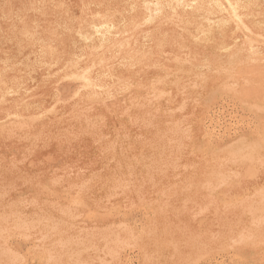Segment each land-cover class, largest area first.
I'll use <instances>...</instances> for the list:
<instances>
[{
	"label": "rangeland",
	"instance_id": "1",
	"mask_svg": "<svg viewBox=\"0 0 264 264\" xmlns=\"http://www.w3.org/2000/svg\"><path fill=\"white\" fill-rule=\"evenodd\" d=\"M150 1L0 0V82L7 90L13 87V93H5L0 102V264H264V206L261 205L264 204V0H259L253 18L260 28H254L251 21L246 30L225 15L227 27L214 43L206 45L183 33L169 9L149 24L144 19L131 22L128 4H134L142 14L146 6H151ZM41 3L47 7L43 14L34 11ZM105 7L120 12L124 21L115 22L117 33L109 35L103 48L97 41L84 45L77 28L82 25L89 32L91 22L98 19ZM65 17H71V28L62 33ZM199 20L202 22V18ZM22 29L32 38L51 42L50 49L56 58L50 60L52 64L43 59L46 52L36 41L20 34ZM179 38L181 41H177ZM134 55L136 61L130 65L128 61ZM67 65L78 69L71 67L63 71ZM84 70L98 86L87 88L78 79ZM73 73L77 77L70 79ZM107 73L109 77L104 76ZM191 84L195 89L188 88ZM46 218L49 222L43 220ZM200 242L202 245L197 247Z\"/></svg>",
	"mask_w": 264,
	"mask_h": 264
},
{
	"label": "bare ground",
	"instance_id": "2",
	"mask_svg": "<svg viewBox=\"0 0 264 264\" xmlns=\"http://www.w3.org/2000/svg\"><path fill=\"white\" fill-rule=\"evenodd\" d=\"M258 2H259V0H151L148 4H151V6L149 5V6H146V8H145V12H143L142 14L136 9V7H135V5L134 4H128V7H129V15H130V17H131V19H130V21L131 22H135L137 19H144V23H147V24H149V23H151L155 18H157V17H160V16H162V15H164L165 14V12L164 11H166V12H169L168 11V9L170 10V11H172V16L174 17V21H175V23H176V25H178V27H180L181 28V30L183 31V33H185V34H187V35H189V36H191V37H193L194 36V38H195V40L196 41H198V43H201V44H211V43H214L217 39V35H219L221 32H223L224 31V29L227 27V24H228V20L226 19V17H225V15L227 16V17H230L232 20H235L236 22H238V23H240L246 30H249V28L246 26L248 23H250L251 21H252V23H253V27L254 28H260V25H259V23L258 22H254L253 21V18H255V13H256V11L255 10H257V4H258ZM264 2V1H263ZM260 4V3H259ZM45 10H47V7H46V5L44 4V3H41L40 4V8L39 9H34V11L35 12H38L39 14H43L44 13V11ZM262 10H264V9H262ZM127 12V11H126ZM217 15L216 17H214V18H211V16H213V15ZM124 15V14H123ZM220 15V16H219ZM199 18H202V22H200V20H199ZM70 20H71V17H65V20H64V22H62V26H63V28H62V33H64V32H68L70 29L69 28H71V23H70ZM230 20V19H229ZM123 22L124 20H123V16H122V14L120 13V12H118V11H116V10H113V11H109L108 9H107V7H105L104 9H102L101 10V13H100V16L98 17V19L97 20H93L92 22H91V28H90V30H89V32H87V31H85L84 30V27L82 26V25H80L77 29H78V31H77V34H78V36H79V38L82 40V43L84 44V45H86L87 43H90V42H92V41H97L98 43H99V46H100V48L102 47L103 48V46H104V44H106L107 43V41H108V39H109V35L111 34V33H117V32H115V28H116V23L115 22ZM170 22V21H169ZM158 23V22H157ZM232 24H234V23H232ZM165 26V25H164ZM239 26V25H238ZM241 26V27H242ZM240 27V28H241ZM113 30H114V32H113ZM64 31V32H63ZM240 33V32H239ZM20 34L22 35V36H24L27 40H29V41H36V43H37V45L39 46V48L41 49V50H43V53L44 52H46V53H44V55H43V59L44 58H46V63H49V64H52L53 63V61H50V60H52V59H56V58H53V53H52V51H51V49H50V46H51V42H48V41H45V39H35V38H32V37H30V35L29 34H27V33H24V29H22L21 30V32H20ZM255 36V35H254ZM243 37V36H242ZM256 37V36H255ZM246 38V37H245ZM248 38V37H247ZM254 38V37H253ZM142 39V38H141ZM250 39V38H249ZM53 40V39H52ZM259 40V39H258ZM143 41V40H142ZM177 41H181V39L179 38V39H177ZM236 41V40H235ZM244 42V41H243ZM250 42V41H249ZM254 42V41H253ZM251 43V42H250ZM256 43V42H255ZM254 43V44H255ZM247 44V43H246ZM249 44V43H248ZM247 44V45H248ZM264 44V43H263ZM242 45V44H241ZM246 45V46H247ZM224 47L223 48H226L227 46H225V45H223ZM250 46V45H249ZM218 47H220V46H218ZM230 48V47H229ZM222 51V50H221ZM224 52H225V49H224ZM237 52V51H236ZM240 52V51H239ZM227 53V52H226ZM259 53V52H258ZM236 54V53H235ZM250 54V53H249ZM147 55V54H146ZM181 55V54H180ZM255 55V54H254ZM212 56V55H211ZM256 56V55H255ZM180 57V56H179ZM251 57V56H250ZM51 58V59H50ZM245 59L247 58V55H246V57H244ZM49 59V60H48ZM220 59V58H219ZM235 59V58H234ZM250 59V58H249ZM252 59H254V57L252 58ZM261 59V58H260ZM263 59H264V57H263ZM171 60H173V58L171 59ZM192 60V59H191ZM229 60H231V59H229L228 58V61ZM251 60V59H250ZM136 61V59H135V55L133 56V58L132 59H130L128 62H131L130 63V65H132V63H134ZM175 61H176V59H175ZM174 61V62H175ZM181 61H183V60H181ZM181 61H180V63H181ZM185 61V60H184ZM217 61V60H216ZM227 61V62H228ZM234 61V60H233ZM232 61V62H233ZM246 61V60H245ZM179 62V61H178ZM187 62V61H186ZM203 63V62H202ZM236 63V62H235ZM238 63V62H237ZM241 63V62H240ZM244 63V62H243ZM176 64V63H175ZM182 65V64H181ZM180 65V66H181ZM185 65V64H184ZM189 65V64H188ZM228 65H230V64H228ZM235 65V64H234ZM158 66V65H157ZM217 66V65H216ZM220 66V65H219ZM235 66H237V65H235ZM5 67V66H4ZM71 67H73L74 68V70H76V69H78V67L77 66H74V65H67V66H65V68L63 69V71H65V70H67V69H69V68H71ZM215 67V66H214ZM227 67V66H226ZM229 67V66H228ZM230 67H232V66H230ZM117 68V67H116ZM152 68V67H151ZM158 68V67H157ZM219 68V67H218ZM236 68V67H235ZM204 69V68H203ZM208 69V68H207ZM224 69V68H223ZM226 69V68H225ZM233 69V68H232ZM89 70V69H88ZM180 70V69H179ZM199 70H201V69H199ZM217 70V69H216ZM222 70V69H221ZM168 71V70H167ZM170 71V70H169ZM177 71V70H176ZM208 71V70H207ZM224 71V70H223ZM234 71V70H233ZM5 72V71H4ZM3 72V73H4ZM194 72V71H193ZM216 72V71H215ZM87 72H86V70H84V73L78 78L79 80H81V82H83V84L88 88V87H94V86H98L97 84H96V82L95 81H91L90 80V78L87 76V75H85ZM190 73V72H189ZM214 73V72H213ZM223 73V72H222ZM227 73V72H226ZM226 73H224V74H226ZM229 73V72H228ZM158 74V73H157ZM178 74V73H177ZM186 74V73H185ZM190 74H192V72L190 73ZM221 74V73H220ZM77 74L76 73H73L71 76H70V79H71V77L73 78V77H77L76 76ZM111 75V74H110ZM161 75V74H160ZM181 75V74H180ZM197 75V74H196ZM227 75V74H226ZM104 76L105 77H109V74L107 73V74H104ZM112 76V75H111ZM183 76H184V74H183ZM190 76V75H189ZM193 76V75H192ZM200 76V75H199ZM204 76V75H203ZM206 76V75H205ZM218 76V75H217ZM220 76V75H219ZM159 77V76H158ZM186 77V76H185ZM197 77V76H196ZM234 77V76H233ZM195 78V77H194ZM201 78V77H200ZM212 78V77H211ZM214 78V77H213ZM212 78V79H213ZM165 79V78H164ZM177 79V78H176ZM198 79V78H197ZM203 79V78H202ZM209 79H210V77H209ZM215 79V78H214ZM68 80V79H67ZM153 80V79H152ZM162 80V79H161ZM184 80V79H183ZM189 80V79H188ZM206 80V79H205ZM231 80V82H232V79H230ZM151 81V80H150ZM158 81H159V79H158ZM172 81H174V80H172ZM185 81V80H184ZM207 81V80H206ZM211 80H209V82H210ZM216 81V80H215ZM222 81V80H221ZM227 81V80H226ZM225 81V82H226ZM229 81V80H228ZM68 82H70V81H68ZM76 82V81H75ZM134 82V81H133ZM155 82V81H154ZM156 82H157V80H156ZM174 82H177V80L176 81H174ZM182 82V81H181ZM189 82H190V80H189ZM189 82H187V83H189ZM201 82V81H200ZM199 82V83H200ZM217 82V81H216ZM218 82H220V81H218ZM74 83V82H73ZM132 83V82H131ZM162 83V82H161ZM164 83H165V81H164ZM211 83V82H210ZM214 83V82H213ZM224 82H222V86L224 85L223 84ZM117 84V83H116ZM149 84H151V83H149ZM153 84V83H152ZM158 84V83H157ZM166 84V83H165ZM170 84H171V82H170ZM169 84V85H170ZM186 84V83H185ZM201 84V83H200ZM226 84V83H225ZM234 84H235V79H234ZM114 85V84H113ZM131 85V84H130ZM216 85V84H215ZM137 86V85H136ZM181 86V85H180ZM192 86V84L188 87L189 89H190V87ZM200 85H198V87H199ZM118 87V86H117ZM139 87V86H138ZM137 87V88H138ZM194 86H192V88H193ZM213 87V86H212ZM12 88L13 87H11V88H9L8 90L5 88V85L3 84V82H0V102H2L3 100H4V94L5 93H13L11 90H12ZM150 88H152V87H150ZM171 88V87H170ZM182 88V87H181ZM222 88V87H221ZM183 89V88H182ZM194 89H195V87H194ZM202 89V88H201ZM218 89V88H217ZM225 89V88H224ZM223 89V90H224ZM93 90H94V88H93ZM176 90V89H175ZM181 90V89H180ZM185 90V89H184ZM206 90H210L209 89V87H208V89H206ZM159 91V90H158ZM192 91V90H191ZM201 91V90H200ZM205 91V90H204ZM139 92V91H138ZM170 92V91H169ZM117 93H118V91H117ZM156 93V92H155ZM159 93V92H158ZM182 93V92H181ZM195 93V92H194ZM201 93V92H200ZM199 93V94H200ZM204 93V92H203ZM208 93V92H207ZM129 94V93H128ZM147 94V93H146ZM151 94V93H150ZM157 94V93H156ZM168 94V93H167ZM76 95V94H75ZM149 95V94H148ZM208 95H209V93H208ZM146 96V95H145ZM196 96V95H195ZM200 96V95H199ZM206 96H207V94H206ZM126 97V96H125ZM128 97H130V96H128ZM132 97V96H131ZM140 97V96H139ZM148 97V96H147ZM182 97V96H181ZM108 98V97H107ZM119 98V97H118ZM124 98V97H123ZM137 98V97H136ZM146 98V97H145ZM159 98V97H158ZM194 98V97H193ZM200 98V97H199ZM208 98V97H207ZM70 99V98H69ZM72 99H73V97H72ZM113 99V98H112ZM121 99V98H120ZM143 99V98H142ZM147 99V98H146ZM161 99V98H160ZM164 99V98H163ZM167 99V98H166ZM173 99V98H172ZM201 99V98H200ZM198 100L197 102H199V101H201V100ZM107 100V99H106ZM132 100H134L133 99V97H132ZM156 100V99H155ZM158 100V99H157ZM174 100V99H173ZM193 100V99H192ZM99 101H101V100H99ZM128 101V100H127ZM148 101V100H147ZM153 101V100H152ZM167 101V100H166ZM67 102V101H66ZM105 102V101H104ZM57 103V102H56ZM130 103V102H129ZM138 103V102H137ZM182 103V102H181ZM193 103H195V102H193ZM192 103V104H193ZM98 104V103H97ZM132 104H134V103H132ZM165 104H167V103H165ZM131 105V104H130ZM153 105H154V102H153ZM157 104H155V106H156ZM168 105V104H167ZM181 105V104H180ZM184 105V104H183ZM186 105V104H185ZM91 106H92V104H91ZM141 106V105H140ZM162 106V105H161ZM170 106V105H169ZM195 106V105H194ZM137 108H138V106H136ZM164 107H165V105H164ZM163 107V108H164ZM181 107V106H180ZM198 107V106H197ZM52 108H54V107H52ZM127 108V107H126ZM132 108V107H131ZM144 108V107H143ZM151 108V107H150ZM162 108V109H163ZM177 108H179L178 106H177ZM176 108V109H177ZM195 108V107H194ZM139 109V108H138ZM137 109V110H138ZM146 109V108H145ZM125 110H127V109H125ZM132 110H133V108H132ZM152 110H153V108H152ZM158 110V109H157ZM156 110V111H157ZM180 110H181V108H180ZM93 111V110H92ZM130 111V110H129ZM155 111V110H154ZM155 111V112H156ZM159 111V110H158ZM182 111V110H181ZM181 111H180V113H181ZM48 112H49V110H48ZM51 112V111H50ZM57 112V111H56ZM79 112V111H78ZM82 112V111H81ZM85 112V111H84ZM87 112V111H86ZM179 112V111H178ZM201 112V111H200ZM71 113V112H70ZM91 113V112H90ZM95 113V112H94ZM125 113V112H124ZM124 113H123V115H124ZM168 113H173V112H168ZM175 113V112H174ZM193 113V112H192ZM76 114V113H75ZM129 114V113H128ZM157 114V113H156ZM155 114V115H156ZM41 115V114H40ZM42 115H43V113H42ZM41 115V116H42ZM45 115V114H44ZM54 115V114H53ZM56 115V114H55ZM63 115V114H62ZM173 115V114H172ZM181 115V114H180ZM12 116H17V115H15V114H12ZM71 116H73V115H71ZM189 116V115H188ZM36 117V116H35ZM38 117V116H37ZM62 117V116H61ZM64 117H66V115L64 116ZM82 117V116H81ZM127 117H128V115H127ZM163 117V116H162ZM175 117V116H174ZM197 117V116H196ZM33 118V117H32ZM58 118H60V117H58ZM73 118V117H72ZM71 118V119H72ZM97 118V117H96ZM126 118V117H125ZM151 118H153L152 116H151ZM150 118V119H151ZM10 119V118H9ZM18 119V118H17ZM25 119V118H24ZM23 119V120H24ZM36 119V118H35ZM39 119V118H38ZM61 119V118H60ZM70 119V120H71ZM74 119V118H73ZM155 119V118H154ZM198 119V118H197ZM8 120V119H7ZM37 120V119H36ZM41 120V119H40ZM79 120V119H78ZM99 120V119H98ZM180 120H181V118H180ZM39 121V120H38ZM45 121V120H44ZM55 121V120H54ZM61 121V120H60ZM68 121V120H67ZM144 121V120H143ZM14 122V121H13ZM22 122V121H21ZM34 122V121H33ZM49 122V121H48ZM71 122V121H70ZM69 122V123H70ZM84 122H86V120L84 121ZM124 122V121H123ZM150 122V121H149ZM176 122V121H175ZM174 122V123H175ZM199 122V121H198ZM8 123V122H7ZM6 123V124H7ZM18 123H20V122H18ZM25 123V122H24ZM29 123V122H28ZM50 123V122H49ZM58 123V122H57ZM62 123V122H61ZM98 123V122H97ZM148 123V122H147ZM164 123V122H163ZM12 124V123H11ZM86 124H87V122H86ZM101 124V123H100ZM157 124V123H156ZM177 124V123H176ZM181 124V123H180ZM183 124V123H182ZM9 125V124H8ZM14 125H16V124H14ZM22 125V124H21ZM94 125V124H93ZM158 125V124H157ZM163 125V124H162ZM6 126V125H5ZM4 126V127H5ZM25 126V125H24ZM28 126V125H27ZM75 126V125H74ZM91 126H92V124H91ZM99 126V125H98ZM103 126V125H102ZM145 126L147 127V125L145 124ZM155 126V125H154ZM31 127V126H30ZM62 127V126H61ZM156 127V126H155ZM154 127V128H155ZM169 127H170V125H169ZM172 127V126H171ZM179 127V126H178ZM186 127H188V126H186ZM190 127V126H189ZM198 127V126H197ZM6 128V127H5ZM9 128V127H8ZM18 128V127H17ZM17 128H15V129H17ZM91 128V127H90ZM98 128V127H97ZM152 128V127H151ZM159 128V127H158ZM24 128H22V130H23ZM29 129V128H28ZM41 129V128H40ZM51 129V128H50ZM56 129V128H55ZM145 129V128H144ZM153 129V128H152ZM178 128H176V130H177ZM180 129V128H179ZM7 130V129H6ZM10 130V129H9ZM19 130V129H18ZM79 130V129H78ZM123 130V129H122ZM160 130H162V129H160ZM188 130V129H187ZM186 130V131H187ZM3 131V130H2ZM8 131V130H7ZM17 131V130H16ZM41 131V130H40ZM46 131V130H45ZM56 131V130H55ZM66 131V130H65ZM85 131V130H84ZM83 131V132H84ZM94 131V130H93ZM11 132V131H10ZM88 132V131H87ZM86 132V133H87ZM129 132V131H128ZM156 132H158V131H155V133ZM160 132V131H159ZM164 132V131H163ZM7 133V132H6ZM19 133V132H18ZM86 133H85V135H86ZM93 133V132H92ZM124 133V132H123ZM171 133H173V132H171ZM179 133V132H178ZM1 134V133H0ZM13 134V133H12ZM17 134V133H16ZM29 134V133H28ZM57 134V133H56ZM70 134V133H69ZM164 134V133H163ZM191 134V133H190ZM195 134V133H194ZM193 134V135H194ZM205 134V133H204ZM2 135V134H1ZM6 135V134H5ZM14 135V134H13ZM27 135V134H26ZM62 135V134H61ZM94 135V134H93ZM169 135V134H168ZM179 135V134H178ZM12 136V135H11ZM17 136H19V135H17ZM51 136V135H50ZM55 136V135H54ZM56 136H58V135H56ZM82 136V135H81ZM155 136V135H154ZM165 136V135H164ZM170 136V135H169ZM184 136V135H183ZM247 136V135H246ZM31 137V136H30ZM63 137V136H62ZM75 137V136H74ZM87 137V136H86ZM119 137V136H118ZM124 137H125V135H124ZM187 137V136H186ZM201 137V136H200ZM205 137V136H204ZM1 138V137H0ZM8 138V137H7ZM57 138H59V137H57ZM61 138V137H60ZM100 138H101V136H100ZM142 138V137H141ZM159 138V137H158ZM12 139H14V138H12ZM22 140H23V137L21 138ZM52 139V138H51ZM81 139V138H80ZM92 139V138H91ZM103 139H104V137H103ZM114 139V138H113ZM123 139V138H122ZM126 139V138H125ZM155 139V138H154ZM173 139V138H172ZM258 139V138H257ZM74 140H75V138H74ZM127 140V139H126ZM131 140H132V138H131ZM135 140V139H134ZM151 140V139H150ZM168 140H169V138H168ZM178 140V139H177ZM19 141V140H18ZM25 141V140H24ZM27 141V140H26ZM99 141H101V140H99ZM116 141V140H115ZM118 141V140H117ZM123 141H124V139H123ZM128 141V140H127ZM127 141H126V144H127ZM160 141V140H159ZM167 141V140H166ZM204 141H206V140H204ZM120 142V141H119ZM118 142V143H119ZM168 142H170V140L168 141ZM178 142V141H177ZM176 142V143H177ZM208 142V141H207ZM261 142V141H260ZM72 143V142H71ZM100 143V142H99ZM134 143V142H133ZM136 143V142H135ZM134 143V144H135ZM150 143V142H149ZM206 143V142H205ZM104 144H106V143H104ZM132 144V143H131ZM144 144H145V142H144ZM263 144V143H262ZM108 145V144H107ZM110 146H111V144H109ZM117 145V144H116ZM158 145V144H157ZM156 145V146H157ZM164 145V144H163ZM168 144H166V146H167ZM170 145H171V143H170ZM173 145V144H172ZM175 145V144H174ZM209 145V144H208ZM105 146V145H104ZM152 146V145H151ZM165 146V147H166ZM120 147V146H119ZM174 147H176V145L174 146ZM178 147V146H177ZM106 148V147H105ZM108 148H109V146H108ZM112 148V147H111ZM131 148V147H130ZM180 148H182V147H180ZM196 148V147H195ZM210 148V147H209ZM110 149V148H109ZM116 149V148H115ZM150 149V148H149ZM153 149V148H152ZM160 149V148H159ZM176 149V148H175ZM183 149V148H182ZM211 149V148H210ZM216 149V148H215ZM253 149V148H252ZM104 150V149H103ZM113 150V149H112ZM128 150V149H127ZM135 150V149H134ZM158 150V149H157ZM169 150V149H168ZM167 150V151H168ZM172 150V149H171ZM205 150V149H204ZM227 150V149H226ZM31 151V150H30ZM153 151V150H152ZM221 151H223V150H221ZM99 152H100V150H99ZM114 152V151H113ZM159 152V151H158ZM163 152V151H162ZM187 152V151H186ZM195 152V151H194ZM202 152V151H201ZM210 152V151H209ZM105 153H106V151H105ZM109 153V152H108ZM196 153V152H195ZM194 153V154H195ZM204 153V152H203ZM217 153V152H216ZM104 153H102V155H103ZM127 154V153H126ZM157 154V153H156ZM161 154V153H160ZM169 154V153H168ZM172 154V153H171ZM174 154V153H173ZM181 154V153H180ZM192 154V153H191ZM190 154V155H191ZM198 154V153H197ZM213 154V153H212ZM221 154V153H220ZM228 154V153H227ZM234 154V153H233ZM237 154V153H236ZM244 154V153H243ZM247 154V153H246ZM21 155V154H20ZM119 155V154H118ZM175 155V154H174ZM173 155V156H174ZM179 155V154H178ZM207 155V154H206ZM208 155H209V153H208ZM213 155H215V154H213ZM212 155V156H213ZM224 155H226L225 154V152H224ZM231 155V154H230ZM229 155V156H230ZM241 155V154H240ZM254 155V154H253ZM106 156V155H105ZM120 156V155H119ZM137 156H139V155H137ZM147 156V155H146ZM148 156H150V155H148ZM156 156V155H155ZM169 155H167V157H168ZM189 156V155H188ZM201 156V155H200ZM211 156V155H210ZM216 156H217V154H216ZM228 156V157H229ZM23 157V156H22ZM124 157V156H123ZM159 157V156H158ZM157 157V158H158ZM187 157V156H186ZM227 157V158H228ZM237 157H238V155H237ZM240 157V156H239ZM122 158V157H121ZM133 158V157H132ZM137 158V157H136ZM140 158H142V157H140ZM151 158V157H150ZM153 158V157H152ZM161 158V157H160ZM223 158H225V157H223ZM22 159V161H23V158H21ZM144 159V158H143ZM147 159L149 160V157H147ZM166 159H168V158H166ZM178 159V158H177ZM215 159V158H214ZM217 159V158H216ZM222 159V158H221ZM231 159V158H230ZM229 159V160H230ZM236 159V158H235ZM238 159V158H237ZM20 160V159H19ZM113 160H114V158H113ZM124 160V159H123ZM213 160V159H212ZM211 160V161H212ZM224 160V159H223ZM232 160H233V158H232ZM126 161H128V159L126 160ZM131 161H133V160H131ZM137 161V160H136ZM142 161V160H141ZM151 161V160H150ZM150 161H149V164H150ZM160 161V160H159ZM174 161H176V159L174 160ZM217 161V160H216ZM135 162V161H134ZM138 162H139V160H138ZM145 162H147V161H145ZM227 162H228V160H227ZM20 163H22V162H20ZM103 163V162H102ZM117 163H118V161H117ZM122 163V162H121ZM130 163H133V162H130ZM137 163V162H136ZM136 163H134V164H136ZM140 163V162H139ZM141 163H143V162H141ZM220 163V162H219ZM225 163V162H224ZM232 163V162H231ZM248 163V162H247ZM247 163H246V165H247ZM96 164V163H95ZM107 164V163H106ZM129 164V163H128ZM152 164V163H151ZM157 164V163H156ZM173 164V163H172ZM171 164V165H172ZM105 165V164H104ZM204 165V164H203ZM225 165V164H224ZM229 165H230V162H229ZM239 165V164H238ZM244 165V164H243ZM245 165V166H246ZM254 165V164H253ZM124 166V165H123ZM144 166V165H143ZM148 166V165H147ZM166 166H168V165H166ZM219 166V165H218ZM234 166H236V165H234ZM255 166V165H254ZM253 166V167H254ZM258 166V165H257ZM264 166V165H263ZM116 167V166H115ZM130 167V166H129ZM128 167V168H129ZM139 167H140V165H139ZM170 167V166H169ZM192 167H194V166H192ZM211 167V166H210ZM229 167V166H228ZM249 167V166H248ZM251 167V166H250ZM259 167V166H258ZM94 168V167H93ZM119 168V167H118ZM120 168H121V166H120ZM125 168V167H124ZM131 168V167H130ZM148 168V167H147ZM163 168V167H162ZM171 168V167H170ZM174 168V167H173ZM173 168H172V170H173ZM176 168V167H175ZM178 168V167H177ZM182 168V167H181ZM187 168V167H186ZM191 168V167H190ZM247 168V167H246ZM134 169V168H133ZM132 169V170H133ZM136 169V168H135ZM140 169H141V167H140ZM160 169V168H159ZM188 169H189V167H188ZM209 169V168H208ZM222 169H223V167H222ZM123 170V169H122ZM125 170H127V169H125ZM145 170H146V168H145ZM182 170V169H181ZM230 170V169H229ZM262 170V169H261ZM113 171V170H112ZM118 171H119V169H118ZM137 171V170H136ZM227 170L225 169V172H226ZM232 171V170H231ZM246 171V170H245ZM99 172V171H98ZM152 172V171H151ZM164 172V171H163ZM184 172V171H183ZM192 172V171H191ZM208 172H210V171H208ZM227 172H229V171H227ZM257 172V171H256ZM86 173V172H85ZM114 173V172H113ZM139 173V172H138ZM173 173V172H172ZM194 173V172H193ZM206 173V172H205ZM211 173V172H210ZM238 173V172H237ZM127 174V173H126ZM143 174V173H142ZM160 174V173H159ZM158 174V175H159ZM208 174V173H207ZM228 174V173H227ZM232 174V173H231ZM236 174V173H235ZM125 175V174H124ZM196 175V174H195ZM204 175V174H203ZM202 175V176H203ZM206 175V174H205ZM230 175V174H229ZM151 176V175H150ZM208 176V175H207ZM224 176V175H223ZM231 176V175H230ZM92 177V176H91ZM123 177V176H122ZM129 177H131L130 175H129ZM198 177H199V175H198ZM206 177V176H205ZM209 177V176H208ZM239 177V176H238ZM111 178V177H110ZM149 178V177H148ZM230 178V177H229ZM93 179V178H92ZM96 179V178H95ZM117 179V178H116ZM174 179V178H173ZM226 179V178H225ZM236 179H237V175H236ZM160 180V179H159ZM197 180V179H196ZM89 181V180H88ZM116 181V180H115ZM148 181V180H147ZM166 181V180H165ZM177 181V180H176ZM221 181V180H220ZM224 181V180H223ZM222 181V182H223ZM226 181H227V179H226ZM233 181H235L234 179H233ZM90 182V181H89ZM118 182V181H117ZM150 182V181H149ZM178 182V181H177ZM197 182V181H196ZM208 182V181H207ZM225 182V181H224ZM44 183V182H43ZM88 183V182H87ZM106 183V182H105ZM112 183V182H111ZM119 183V182H118ZM117 183V184H118ZM231 183H232V181H231ZM237 183V182H236ZM47 184V183H46ZM125 184V183H124ZM142 184V183H141ZM153 184V183H152ZM197 184V183H196ZM225 184V183H224ZM235 184V183H234ZM105 185V184H104ZM172 185V184H171ZM170 185V186H171ZM178 185V184H177ZM187 185V184H186ZM200 184H198L197 186H199ZM202 185V184H201ZM217 185V184H216ZM4 186V185H3ZM10 186V185H9ZM70 186V185H69ZM78 186H80V185H78ZM83 186H84V184H83ZM118 186V185H117ZM138 186H141V185H138ZM169 186V187H170ZM196 186V187H197ZM219 186V185H218ZM222 186V185H221ZM48 187V186H47ZM46 187V188H47ZM81 187H82V185H81ZM107 187V186H106ZM169 187L167 188V189H169ZM10 188V187H9ZM49 188V187H48ZM115 188V187H114ZM114 188L112 187V189L114 190ZM117 188V187H116ZM149 188H152V186L151 187H149ZM174 188V187H173ZM178 188V187H177ZM199 188V187H198ZM197 188V189H198ZM44 189V188H43ZM132 189V188H131ZM137 189V188H136ZM179 189H181V188H179ZM200 189V188H199ZM209 189V188H208ZM46 190V189H45ZM81 190V189H80ZM103 190V189H102ZM108 190V189H107ZM100 191V190H99ZM139 191V190H138ZM164 191V190H163ZM195 191V190H194ZM201 191V190H200ZM205 191V190H204ZM109 192V191H108ZM113 192V191H112ZM112 192H110L111 194H112ZM129 192V191H128ZM140 192V191H139ZM202 192V191H201ZM200 192V193H201ZM174 193V192H173ZM197 193H199V192H197ZM260 193V192H259ZM54 194V193H53ZM80 194V193H79ZM116 194V193H115ZM114 194V195H115ZM172 194V193H171ZM180 194V193H179ZM50 195H52V194H50ZM114 195H113V197H114ZM118 195V194H117ZM145 195V194H144ZM173 195V194H172ZM258 195V194H257ZM80 196V195H79ZM108 196H110L109 194H108ZM252 196H255V194L254 195H252ZM258 196H260V195H258ZM262 196V195H261ZM264 196V195H263ZM73 197H75V196H73ZM78 197V196H77ZM111 197V196H110ZM109 197V198H110ZM118 197V196H117ZM170 197V196H169ZM213 198V197H212ZM256 198V197H255ZM263 198V197H262ZM86 199V198H85ZM105 199H108V198H105ZM141 199V198H140ZM243 199V198H242ZM241 199V200H242ZM246 199V198H245ZM260 199V198H259ZM8 200V199H7ZM6 200V201H7ZM76 200V199H75ZM176 200V199H175ZM198 200H199V198H198ZM248 200H249V198H248ZM254 200V199H253ZM44 201V200H43ZM100 201V200H99ZM243 201V200H242ZM258 201V200H257ZM263 201V200H262ZM13 202V201H12ZM73 202V201H72ZM71 202V203H72ZM143 202H144V200H143ZM168 202V201H167ZM194 202V201H193ZM234 202H236V201H234ZM246 202V201H245ZM250 202V201H249ZM256 202V201H255ZM261 202V201H260ZM53 203V202H52ZM99 203V202H98ZM178 203V202H177ZM181 203H183V202H181ZM239 203H242L241 201H239ZM263 203V202H262ZM261 203V205H263L264 206V204H262ZM14 204V203H13ZM12 204V205H13ZM77 203H75V205H76ZM152 204H154V203H152ZM163 204V203H162ZM229 204V203H228ZM235 204V203H234ZM255 204H257V203H255ZM9 205V204H8ZM80 205V204H79ZM84 205V204H83ZM157 205V204H156ZM165 205V204H164ZM237 205V204H236ZM261 205H260V207H261ZM4 206H5V204H4ZM43 206V205H42ZM52 206V205H51ZM55 206V205H54ZM58 206V205H57ZM72 206V205H71ZM85 206V205H84ZM150 206V205H149ZM161 206V205H160ZM167 206V205H166ZM182 206V205H181ZM227 206V205H226ZM247 206V205H246ZM254 206V205H253ZM259 206V205H258ZM35 207V206H34ZM37 207V206H36ZM80 207V206H79ZM86 207V206H85ZM170 207V206H169ZM183 207H184V205H183ZM240 207V206H239ZM239 207H238V209H239ZM255 207H257V206H254V208ZM54 208V207H53ZM52 208V209H53ZM64 208V207H63ZM62 208V209H63ZM176 208V207H175ZM178 208V207H177ZM220 208V207H219ZM262 208V207H261ZM18 209V208H17ZM157 209V208H156ZM155 209V210H156ZM247 209H249V207L247 208ZM251 209H253V208H251ZM263 209H264V207H263ZM14 210V209H13ZM12 210V211H13ZM56 210V209H55ZM60 210V209H59ZM68 210V209H67ZM71 210V209H70ZM181 210H183V209H181ZM186 210V209H185ZM214 210H215V208H214ZM221 210H224V208L223 209H221ZM243 210V209H242ZM250 210V209H249ZM262 210V209H261ZM15 211V210H14ZM13 211V212H14ZM18 211V210H17ZM39 211V210H38ZM58 211V210H57ZM65 211V210H64ZM64 211L62 210V212L64 213ZM241 211V210H240ZM247 211V210H246ZM254 211V210H253ZM10 212V211H9ZM8 212V213H9ZM20 212V211H19ZM175 212V211H174ZM242 212V211H241ZM250 212V211H249ZM255 212V211H254ZM43 213H45V212H43ZM63 213H61V214H63ZM212 213H213V211H212ZM253 213V212H252ZM256 213V212H255ZM258 213V212H257ZM5 214V213H4ZM3 214V215H4ZM16 214H17V212H16ZM23 214V213H22ZM21 214V215H22ZM28 214V213H27ZM178 214V213H177ZM215 214V213H214ZM240 214V213H239ZM250 214V213H249ZM261 214V213H260ZM6 215V214H5ZM24 215V214H23ZM35 215V214H34ZM172 215H174L173 213H172ZM176 215V214H175ZM182 215V214H181ZM222 215V214H221ZM253 215V214H252ZM0 216H2V215H0ZM6 216H8V215H6ZM6 216L5 217H3L2 219L4 220V218L6 219ZM10 216V215H9ZM12 216V215H11ZM14 216V215H13ZM12 216V217H13ZM16 216H18V215H16ZM15 216V217H16ZM20 216V215H19ZM48 216V215H47ZM66 216H70L69 214L68 215H66ZM76 216V215H75ZM75 216L73 217V218H75ZM179 216V215H178ZM190 216V215H189ZM24 217V216H23ZM25 217H27V216H25ZM51 217V216H50ZM166 217V216H165ZM176 217V216H175ZM258 217V216H257ZM260 217V216H259ZM1 218V217H0ZM14 218V217H13ZM31 218H32V216H31ZM48 219H49V217H47ZM43 219V220H47V222H49V220L48 219ZM72 218V219H73ZM216 218V217H215ZM253 218V217H252ZM18 219V218H17ZM20 219V218H19ZM22 219V218H21ZM26 219V218H25ZM51 219V218H50ZM56 219V218H55ZM58 219H60V217L58 218ZM70 220H71V218H69ZM77 219V218H76ZM223 219V218H222ZM233 219V218H232ZM255 219H257V218H255ZM262 219V218H261ZM3 220H1V221H3ZM7 220V219H6ZM39 219H37L36 221H38ZM41 220V219H40ZM62 220V219H61ZM67 220H68V218H67ZM74 220V219H73ZM225 220V219H224ZM227 220V219H226ZM236 220V219H235ZM263 220V219H262ZM5 221V220H4ZM13 221V220H12ZM18 221V220H17ZM20 221V220H19ZM26 221V220H25ZM25 221H23V222H25ZM31 221V220H30ZM69 221V220H68ZM76 221V220H75ZM196 221H197V219H196ZM213 221H214V219H213ZM239 220H237V222H238ZM249 221V220H248ZM252 221H254V220H252ZM256 221V220H255ZM7 222V221H6ZM5 222V223H6ZM33 223L35 222V220L34 221H32ZM32 222H30V224L32 223ZM46 222V221H45ZM51 222H52V219H51ZM50 222V223H51ZM64 222V221H63ZM152 222V221H151ZM195 222V221H194ZM1 223V222H0ZM9 223H11V222H9ZM18 223V222H17ZM16 223V224H17ZM20 223V222H19ZM53 223V222H52ZM56 222H54V224H55ZM57 223H58V220H57ZM72 223V222H71ZM82 223V222H81ZM164 223V222H163ZM226 223V222H225ZM249 223V222H248ZM251 223V222H250ZM254 223V222H253ZM253 223H252V225H253ZM256 223V222H255ZM261 223V222H260ZM3 224V223H2ZM13 224H14V222H13ZM12 224V225H13ZM15 224V225H16ZM38 224V223H37ZM46 224V223H45ZM63 224H65V223H63ZM181 224H182V222H181ZM233 224V223H232ZM232 224L230 225L231 227H232ZM247 224V223H246ZM12 225H11V227H12ZM22 225H23V223H22ZM28 225H29V222H28ZM47 225V224H46ZM45 225V226H46ZM58 225V224H57ZM178 225V224H177ZM196 225V224H195ZM235 225H238V224H235ZM8 226V225H7ZM17 226H18V224H17ZM24 226H26V224H24ZM39 226H41V225H39ZM43 226V225H42ZM45 226L43 227V229L45 228ZM60 226V225H59ZM168 226V225H167ZM214 226H216V224L214 225ZM220 226H221V224H220ZM233 226H234V224H233ZM257 225H255V227H256ZM261 226V225H260ZM4 227H5V225H4ZM14 227H16V226H14ZM50 227H52V226H50ZM56 227V226H55ZM116 227V226H115ZM119 227V226H118ZM173 227H175V226H173ZM228 227V226H227ZM239 227H240V225H239ZM21 228V227H20ZM25 228V227H24ZM111 228V227H110ZM109 228V229H110ZM197 228V227H196ZM218 228V227H217ZM235 228V227H234ZM242 228V227H241ZM244 228V227H243ZM253 228V227H252ZM259 228V227H258ZM8 229H9V227H8ZM14 229H18V228H14ZM23 229V228H22ZM28 229V228H27ZM46 229V228H45ZM51 229H54V228H51ZM50 229V230H51ZM55 229H57V228H55ZM86 229V228H85ZM106 229V228H105ZM151 229V228H150ZM176 229V228H175ZM213 229V228H212ZM225 229V228H224ZM236 229V228H235ZM35 230V229H34ZM80 231H81V229H79ZM93 230H95V228H93ZM107 230V229H106ZM112 230H114V229H112ZM120 230V229H119ZM125 230H127V229H125ZM132 230V229H131ZM152 230V229H151ZM163 230H165V229H163ZM168 230V229H167ZM179 230V229H178ZM177 230V231H178ZM227 230L228 231H230V229H228L227 228ZM243 230V229H242ZM244 230H246V229H244ZM243 230V231H244ZM247 230H248V228H247ZM249 230H251V229H249ZM2 231V230H1ZM4 231H5V229H4ZM13 231V230H12ZM25 231V230H24ZM44 231V230H43ZM47 231V230H46ZM71 231V230H70ZM86 231V230H85ZM220 231V230H219ZM235 231V230H234ZM238 231V230H237ZM258 231V230H257ZM26 232V231H25ZM28 232V231H27ZM30 232V231H29ZM55 232V231H54ZM62 232H65V230L64 231H62ZM91 232V231H90ZM123 232V231H122ZM133 232V231H132ZM149 232V231H148ZM150 232H152V231H150ZM160 232V231H159ZM168 232H169V230H168ZM201 232V231H200ZM199 232V233H200ZM215 232V231H214ZM227 232V231H226ZM232 232H233V230H232ZM239 232V231H238ZM256 232V231H255ZM260 232V231H259ZM263 232V231H262ZM8 233V232H7ZM6 233V234H7ZM10 233V232H9ZM13 233H14V231H13ZM38 233H40V232H38ZM49 233V232H48ZM59 233V232H58ZM76 233V232H75ZM80 233V232H79ZM112 233H113V231H112ZM123 233H125V232H123ZM209 233V232H208ZM221 233V232H220ZM240 233V232H239ZM242 233V232H241ZM245 233V232H244ZM254 233V232H253ZM2 234H3V231H2ZM12 234V233H11ZM16 235H17V233H15ZM21 234H22V232H21ZM45 234H47L46 232H45ZM45 234H43V235H45ZM67 234V233H66ZM129 234H131V233H129ZM128 234V235H129ZM158 234H161V232L160 233H158ZM172 234V233H171ZM184 234V233H183ZM229 234V233H228ZM234 234H236V233H234ZM247 234V233H246ZM255 234V233H254ZM260 235H261V233H259ZM258 234V235H259ZM263 234V233H262ZM29 235V234H28ZM43 235H41V237L43 236ZM97 235V234H96ZM99 235H100V232H99ZM113 235H115V234H113ZM124 235V234H123ZM126 235V234H125ZM154 235V234H153ZM165 235V234H164ZM166 235H167V233H166ZM220 235V234H219ZM238 235V234H237ZM240 235V234H239ZM248 235V234H247ZM18 236V235H17ZM22 236H24V233H23V235ZM77 236V235H76ZM92 236V235H91ZM106 236V235H105ZM109 236V235H108ZM111 236V235H110ZM151 236V235H150ZM158 236V235H157ZM171 236V235H170ZM170 236H169V238H170ZM194 236V238H195V235H193ZM197 236V235H196ZM212 236V235H211ZM230 236H232V235H230ZM236 236V235H235ZM246 236V235H245ZM261 236H263V235H261ZM4 237V236H3ZM14 237H16V236H14ZM21 237V236H20ZM26 238H28L27 236H25ZM59 237V236H58ZM98 237V236H97ZM115 236H113V238H114ZM134 237V236H133ZM142 237V236H141ZM153 237V236H152ZM185 237V236H184ZM252 237V236H251ZM250 237V239H252ZM257 237V236H256ZM17 238V237H16ZM15 238V239H16ZM21 238H23V240H25L24 239V237H21ZM43 238V237H42ZM41 238V239H42ZM104 238V237H103ZM110 238V237H109ZM117 238V237H116ZM115 238V239H116ZM162 238V237H161ZM183 238V237H182ZM211 238V237H210ZM218 238V237H217ZM230 238V237H229ZM235 238V237H234ZM244 239H245V237H243ZM262 238V237H261ZM5 239V238H4ZM3 239V240H4ZM9 239V238H8ZM30 239V238H29ZM50 239V238H49ZM48 239V240H49ZM59 239H61V237L59 238ZM58 239V240H59ZM81 239V238H80ZM107 239V238H106ZM114 239V240H115ZM118 239V238H117ZM200 239V238H199ZM208 239V238H207ZM224 239V238H223ZM222 239V240H223ZM249 239V240H250ZM255 239V238H254ZM260 239V238H259ZM259 239H256V241L258 240L259 241ZM263 239V238H262ZM43 240H44V238H43ZM47 240V239H46ZM70 240V239H69ZM74 240V239H73ZM82 240V239H81ZM100 240V239H99ZM112 240V239H111ZM113 240V241H114ZM118 240H120V239H118ZM117 240V241H118ZM144 240V239H143ZM146 240V239H145ZM150 240V239H149ZM153 240V239H152ZM172 240V239H171ZM177 240V239H176ZM187 240V239H186ZM191 240V239H190ZM211 240V239H210ZM213 240V239H212ZM211 240V241H212ZM220 240V239H219ZM226 240V239H225ZM228 240V239H227ZM9 241V240H8ZM27 241V240H26ZM63 241H65V239L63 240ZM76 241V240H75ZM84 241V240H83ZM123 241V240H122ZM121 241V242H122ZM139 241L141 242V240L139 239ZM194 241H195V239H194ZM202 241V240H201ZM209 241V240H208ZM210 241V242H211ZM236 241V240H235ZM238 241V240H237ZM246 241H248V240H246ZM252 241H254V240H252ZM255 241V242H256ZM1 242H2V240H1ZM38 242H40V240L38 241ZM53 242V241H52ZM55 242H58V241H55ZM61 242V241H60ZM66 242H68V241H66ZM73 241H71V243H72ZM77 242V241H76ZM76 242L75 243H73V244H76ZM81 242V241H80ZM79 241H78V243H80ZM89 242V241H88ZM121 242H120V244H121ZM165 242V241H164ZM173 242V241H172ZM176 242H178V241H176ZM183 242V241H182ZM222 242V241H221ZM223 242H224V240H223ZM228 242V241H227ZM233 242H234V239H233ZM260 242V241H259ZM54 243V242H53ZM87 243V242H86ZM106 243V242H105ZM107 243H109V242H107ZM113 243V242H112ZM116 243V242H115ZM157 243H159L158 241H157ZM163 243V242H162ZM168 243V242H167ZM184 243V242H183ZM203 243V242H202ZM209 243V242H208ZM231 243V242H230ZM244 243V242H243ZM247 243H249V242H247ZM263 243V242H262ZM1 244H3V242L1 243ZM5 244V243H4ZM42 244V243H41ZM61 244H63V243H61ZM60 244V245H61ZM116 244H119L118 242L116 243ZM119 244V245H120ZM124 244V243H123ZM152 244H153V242H152ZM160 244V243H159ZM158 244V245H159ZM165 244H166V242H165ZM169 244V243H168ZM176 244V243H175ZM174 244V245H175ZM178 244V243H177ZM200 244H201V242L197 245V247H199L200 246ZM236 244V243H235ZM238 244H240V243H238ZM253 244V243H252ZM256 244H257V242H256ZM6 245H7V243H6ZM48 245V244H47ZM66 245V244H65ZM70 245H72V244H70ZM69 245V246H70ZM81 246L83 245V243L82 244H80ZM93 245V244H92ZM125 245V244H124ZM145 245V244H144ZM151 245V244H150ZM149 245V246H150ZM156 245V244H155ZM154 245V246H155ZM162 245V244H161ZM173 245V244H172ZM185 245H186V243H185ZM202 245V244H201ZM224 245V244H223ZM234 245V244H233ZM251 245V244H250ZM250 245H248L249 247H251ZM56 246V245H55ZM63 246V245H62ZM62 246H60L61 248H62ZM85 246V245H84ZM88 246V245H87ZM89 246H91L90 244H89ZM88 246V247H89ZM104 246V245H103ZM105 246H106V244H105ZM170 246V245H169ZM203 246H205L206 247V245H203ZM219 247L221 246V249H223L222 248V245H218ZM254 246V245H253ZM252 246V247H253ZM65 247V246H64ZM67 247V246H66ZM78 247V246H77ZM87 247V248H88ZM116 247H118V246H116ZM164 247H166V245L164 246ZM176 247V246H175ZM174 247V248H175ZM98 248V247H97ZM97 248H96V250H97ZM104 248V247H103ZM106 248V247H105ZM144 248V247H143ZM142 248V249H143ZM151 248V247H150ZM156 248V247H155ZM169 248V247H168ZM168 248H166V249H168ZM203 248V247H202ZM3 249V248H2ZM68 249H69V247H68ZM68 249H67V251H68ZM90 249H91V247H90ZM92 249H93V247H92ZM91 249V250H92ZM120 249V248H119ZM162 249V248H161ZM160 249V250H161ZM172 249V248H171ZM177 249H180V248H177ZM192 249V248H191ZM218 249V248H217ZM217 249H215V250H217ZM241 249V248H240ZM243 249V248H242ZM50 250V249H49ZM70 250H72V249H70ZM74 250V249H73ZM76 250H77V248H76ZM79 250V249H78ZM100 250H102V249H100ZM107 250V252H108V249H106ZM109 250H110V248H109ZM144 250V249H143ZM149 250V249H148ZM158 250H159V247H158ZM174 250V249H173ZM194 250H196V248L194 249ZM213 250V249H212ZM220 249H218V251H219ZM82 251V250H81ZM88 251V250H87ZM150 251V250H149ZM148 251V252H149ZM172 251V250H171ZM177 251V250H176ZM183 251V250H182ZM189 252H190V250H188ZM204 251V250H203ZM221 251V250H220ZM241 251V250H240ZM243 251H245V250H243ZM5 252H7V251H5ZM4 252V253H5ZM58 252V251H57ZM61 252H62V250H61ZM65 252H66V250H65ZM75 252V251H74ZM73 252V253H74ZM77 252V251H76ZM79 252H80V250H79ZM79 252H77L78 254H79ZM83 252H84V249H83ZM93 252V251H92ZM91 252V253H92ZM113 252V251H112ZM116 251L114 250V253H115ZM118 252V251H117ZM153 252V251H152ZM155 252V251H154ZM153 252V253H154ZM161 252H162V250H161ZM164 252V251H163ZM197 252V251H196ZM199 252V251H198ZM94 253H95V251H94ZM102 253V252H101ZM142 253H143V251H142ZM152 253V254H153ZM158 252H156V254H157ZM200 253V252H199ZM2 254V253H1ZM6 254H8V253H6ZM51 254V253H50ZM69 254H70V252H69ZM75 254V253H74ZM81 254V253H80ZM108 254H110V253H108ZM146 254H148V253H146ZM151 254V253H150ZM165 254V253H164ZM5 255V254H4ZM56 255H57V253H56ZM61 256H62V254H60ZM77 255V254H76ZM104 255V254H103ZM113 255V254H112ZM184 255H186L185 253H184ZM194 255V254H193ZM199 255V254H198ZM198 255H197V257L196 258H198ZM6 256V255H5ZM12 256V255H11ZM14 256V255H13ZM16 257L15 258H17V255H15ZM19 256V255H18ZM47 256H48V254H47ZM53 256H55V255H53ZM59 256V255H58ZM58 256H57V258H58ZM69 256V255H68ZM67 256V257H68ZM71 256H73V255H71ZM75 256V255H74ZM80 256V255H79ZM78 256V257H79ZM110 255H108V257H109ZM149 256V255H148ZM173 256V255H172ZM177 256V255H176ZM63 257V256H62ZM65 257H66V255H65ZM96 257H98V256H96ZM117 257V256H116ZM145 257V256H144ZM153 257V256H152ZM158 257H160V256H158ZM165 257V256H164ZM164 257H163V259H164ZM186 257V256H185ZM184 257V258H185ZM5 258H7V257H5ZM9 258V257H8ZM49 258V256L46 258V259H48ZM51 259H52V257H50ZM59 258H60V256H59ZM75 258V257H74ZM101 258V257H100ZM110 258H112V256L110 257ZM115 258V257H114ZM149 258V257H148ZM150 258H151V256H150ZM154 258V257H153ZM152 258V259H153ZM157 258V257H156ZM161 258H162V256H161ZM166 258V257H165ZM183 258V259H184ZM14 259V258H13ZM21 259V258H20ZM53 259H55V257H53ZM77 259H79V258H77ZM93 259V258H92ZM98 259V258H97ZM104 259V258H103ZM6 260H8V259H6ZM10 260V259H9ZM23 260V259H22ZM60 260V259H59ZM70 260V259H69ZM75 260V259H74ZM82 260V259H81ZM90 260V259H89ZM99 260V259H98ZM101 260V259H100ZM165 260V259H164ZM1 261V260H0ZM15 262H17L16 261V259L14 260ZM53 261V260H52ZM57 261V260H56ZM73 261V260H72ZM78 261V260H77ZM84 261V260H83ZM110 261V260H109ZM118 261V260H117ZM147 261V260H146ZM157 261V260H156ZM168 261H170V260H168ZM173 261V260H172ZM182 261V260H181ZM194 261V260H193ZM11 262V261H10ZM48 262H50L49 260H48ZM100 262V261H99ZM107 262V261H106ZM160 262H162V261H160ZM159 262V263H160ZM165 262H167V259H166V261ZM176 262V261H175ZM75 263V262H74ZM154 263V262H153ZM173 263V262H172ZM181 263V262H180ZM187 263V262H186ZM6 264V263H5ZM55 264H56V262H55ZM76 264H77V262H76ZM79 264H80V262H79ZM102 264V263H101ZM103 264H104V262H103ZM107 264V263H106ZM155 264V263H154ZM162 264V263H161ZM164 264V263H163ZM168 264V263H167ZM178 264V263H177ZM189 264V263H188ZM191 264V263H190Z\"/></svg>",
	"mask_w": 264,
	"mask_h": 264
}]
</instances>
